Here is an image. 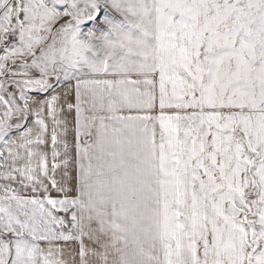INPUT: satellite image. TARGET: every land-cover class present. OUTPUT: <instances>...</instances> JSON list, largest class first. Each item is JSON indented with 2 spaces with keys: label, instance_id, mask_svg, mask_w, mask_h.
Listing matches in <instances>:
<instances>
[{
  "label": "snow or ice",
  "instance_id": "6c2138e0",
  "mask_svg": "<svg viewBox=\"0 0 264 264\" xmlns=\"http://www.w3.org/2000/svg\"><path fill=\"white\" fill-rule=\"evenodd\" d=\"M0 109V264H264V0H0Z\"/></svg>",
  "mask_w": 264,
  "mask_h": 264
},
{
  "label": "crops",
  "instance_id": "0c3cea01",
  "mask_svg": "<svg viewBox=\"0 0 264 264\" xmlns=\"http://www.w3.org/2000/svg\"><path fill=\"white\" fill-rule=\"evenodd\" d=\"M108 78H111V77H108ZM134 79L138 78V77H133ZM69 99V102H74V99L72 96H69L68 97ZM75 113L73 112L72 114H70L68 116L69 120H72L73 117H74ZM69 140L72 142V143H75V137L74 135L70 132L69 134ZM69 172H70V175L72 177V183L75 184V180H76V177H77V174H78V169H77V166H76V150L73 148L72 149V152H71V164H70V167H69ZM15 187V185H13ZM86 243H89V247L90 248H95L96 245L94 244H91L90 242L86 241ZM70 248L73 252V254H75L76 251H78V244L76 243H72L70 245ZM66 259H68L69 257L67 256V253H66V256H65ZM76 261H77V264H78V261H79V257L77 256L76 257ZM90 264H96V258L95 257H92L91 258V261H90Z\"/></svg>",
  "mask_w": 264,
  "mask_h": 264
},
{
  "label": "rangeland",
  "instance_id": "374dc122",
  "mask_svg": "<svg viewBox=\"0 0 264 264\" xmlns=\"http://www.w3.org/2000/svg\"><path fill=\"white\" fill-rule=\"evenodd\" d=\"M135 77V76H134ZM0 111H2V109H0Z\"/></svg>",
  "mask_w": 264,
  "mask_h": 264
}]
</instances>
